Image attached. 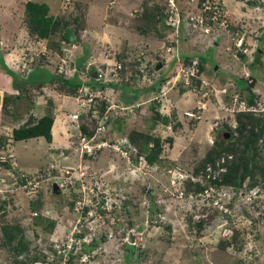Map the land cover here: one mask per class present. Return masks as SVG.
<instances>
[{"label": "rangeland", "instance_id": "obj_1", "mask_svg": "<svg viewBox=\"0 0 264 264\" xmlns=\"http://www.w3.org/2000/svg\"><path fill=\"white\" fill-rule=\"evenodd\" d=\"M26 1L0 0V94L2 99L11 97L6 109L0 105V141L4 142L0 160L11 163L9 168L0 166V225L8 222L18 226L27 251L38 260L33 264L67 262L64 257L57 258L66 244L69 249L76 244L79 250L73 264H264V191L254 188L242 195L230 187L215 189L208 185L204 193L196 194L184 184L190 177L186 171L198 164L215 134L229 138L224 124L235 125L233 117L243 101L239 95L242 97L245 89L244 82L235 78L245 72L255 78L250 87L258 95L255 111L264 112V39L260 41L264 35V0H221L227 23L235 29L218 20L211 33L188 18L197 12V0H178L185 17L175 23L173 31L167 28L162 37L150 29L142 33L137 26H145L142 4L162 7L165 0H78L86 5L84 29L79 41L66 50L69 60L87 48L85 64L89 69L93 66L91 74L99 70L105 82L121 84L124 82L117 76L119 55L128 56L134 62L129 72L136 77L125 82L139 88L160 77V70L171 67L172 76L162 84L157 106L161 114L175 116L181 127L174 131L170 124L158 123L156 132L164 139L173 136L174 141L164 142L161 159L155 165L142 157L132 161L134 148L122 155L103 149L81 158L77 146L79 115L75 118L74 114L86 110H81L86 106L83 97L94 94L97 86L84 85L90 74L89 69L82 71L84 66L78 73L84 83L75 88L74 96L56 90L60 81L30 86L35 75L28 68L43 66L61 73L66 64L70 70L63 76L69 78L75 62L69 64L64 57L61 60V50H50L41 43L27 52L20 51L28 68L20 67L9 48L15 44ZM32 1L46 3L49 14L55 16L67 15L71 4V0ZM159 26L165 29L166 25ZM170 43L173 49H168ZM176 44V52L206 55L199 83H190L183 67L169 65L176 56ZM39 50L47 63L34 56L41 53ZM255 53L259 63H254ZM7 67L15 78H24L20 86L26 90L25 95L17 94L20 89L14 88ZM201 84L207 87L203 98ZM119 91L107 86L103 93L99 89L96 94L95 103L105 100L113 104L105 113L115 120L109 128L106 126L109 133L105 138H99L105 132L97 135L100 140L123 138L128 142L126 135L132 128L145 129L147 113L116 121L127 112L119 102ZM196 106L204 111H198L200 118L194 121L186 112ZM47 112L54 118L51 141L42 136L21 141L11 138L12 128L25 123L29 115L38 118ZM262 157L264 164V151ZM24 176L26 181H37L39 187L23 182ZM194 182L205 184L202 176ZM55 185L60 188L58 196L53 193ZM232 200L235 203L227 205ZM215 209L221 211L220 215ZM50 219L55 226L49 230ZM200 219L204 225L197 233L192 227ZM235 231L238 249L227 245ZM1 241L0 231V264H16ZM86 243L93 245L87 248ZM31 257H25L27 262Z\"/></svg>", "mask_w": 264, "mask_h": 264}, {"label": "trees", "instance_id": "obj_2", "mask_svg": "<svg viewBox=\"0 0 264 264\" xmlns=\"http://www.w3.org/2000/svg\"><path fill=\"white\" fill-rule=\"evenodd\" d=\"M71 1L69 2V4H71L69 6V10H67V15L62 16L49 14V7L44 2H36L32 0H27L25 2L23 17L21 20V27L17 32L14 44L15 47H18L17 55L15 54V52H13L14 56L17 59L25 58H21L20 51L25 50L27 52L29 48L37 46L41 43H45V47H49L50 50H61L60 52L62 54V57H66L67 48L79 41L78 38L80 36V31L84 29L85 18L86 5L82 4L78 0H73L72 2ZM202 1L203 0H197V5L201 7ZM212 5L215 6V4L213 3ZM220 5L221 1L217 3V6L221 7ZM179 8L180 10H183L182 7ZM140 11L141 18L144 21L146 27L144 26L143 28V24H138L137 27L139 28V30L142 33H144L148 29L154 30L158 37H162L168 28L167 26H165V29H163L161 28V26H159L160 23L161 25H166L165 22L168 16L166 5L160 7L155 4L148 7L147 5L142 4L140 6ZM203 15V25L209 27L211 33L212 27L217 22L216 20L212 19L213 9L206 10ZM226 20H228V16L226 17ZM228 26L232 30L235 29L233 26H231L230 23L228 24ZM262 39H264V35L261 36L260 41H262ZM39 52H41V61L46 62V56L45 54H43L44 52L42 53L41 50H39ZM82 53L83 54L74 56L73 60L70 62V64H73L75 62L74 66L72 67V69L74 70V74H72L71 77L66 78L65 76H63V73H66L70 70V68L67 66L65 67L64 71H60L61 73L54 71L51 72L47 69V67L38 66L32 69V72L35 76H33V79H31L33 83H31L30 86H40L47 83L53 84V81H60L61 84L56 90L64 91L67 95L74 96L76 90L81 86V84L84 83L81 82V78L80 76H78V73H80L79 70L84 66L82 71L84 69H86L85 71H87L90 67L88 66V63L85 64L88 61V49H82ZM240 56L243 57V53H240ZM119 57L120 61L117 67V76L121 79H119V81L124 83H114L113 81L105 82L103 74H101L99 70H96L93 72V74H91V71L93 69V66H91L88 71L90 72L88 80L84 85L89 86L90 84H92V82H94L103 90H106L107 86H112V88L120 90L119 102L120 104H123L122 106L125 107L123 108V110L127 109V112H125V115H123L122 117L119 116L116 119V121L118 122H120L122 119L132 120L134 119L136 113H147V118H145V129L139 130L132 128L126 136L130 145L134 148V150H136L135 154L132 155V161L137 162L138 157H142L150 165L158 164L161 159L164 142L166 141L169 144H172V142L174 141L173 136H167L164 139L156 132L155 128H157L158 123L166 126H169L170 124L172 126V130L174 131H176L178 127H181V123L176 119L175 116L161 114L157 106V103L160 102V88L162 84H164L165 81H167L172 76L170 75L169 70L171 67L160 70V77L151 79L150 82L145 84L142 88H139L129 83V81L125 82V80L127 79H129L130 82L132 80H135V73H130L131 71L129 72V68L134 65V62H131L128 56L119 55ZM25 60L27 61L26 58ZM205 60L206 55L200 53H187L181 50L180 52H178L177 57H173L169 65H179L187 70H190L191 67L196 66L198 68V72H203V65L205 64ZM194 61H196L195 64L193 63ZM259 61L260 58L258 53H255L254 63H259ZM74 67L77 70H75ZM150 71L153 72L155 71V69L152 67ZM156 71L158 70L156 69ZM7 72L12 77L14 88L16 89V86H18L20 89L19 93L17 94L25 95L24 92L26 90L23 89L22 86H20L22 85L21 81L24 78H19V76L18 78H15L14 72L9 70L8 67ZM110 73H112V71H110ZM191 80L193 82L199 83V81L195 80V78H192ZM235 81H239V78H235ZM243 87H245V89L243 90L242 97L241 94L239 95V97L245 101L248 107L256 106L258 95L252 89H250V86L246 85V82H244ZM182 91H184V89ZM201 91V97L203 98L206 95L204 92L207 91V87H203ZM245 93H247L246 96ZM9 101H11V97H3L1 104L4 109L9 106ZM147 103L148 106L146 107L147 109L145 108L147 110L146 111L143 110V108ZM107 106L108 103L105 102V100L97 102L94 105L88 104L86 110L79 115L77 121L81 134L91 136L94 133L95 128L98 124V118L92 116L93 110L96 109L98 114L102 115ZM118 107L121 108V106ZM141 109L143 110V112ZM203 109L204 108H202L201 106H196L195 110L186 112V115H188L191 120H199L200 113L204 111ZM198 111H200L199 114L197 113ZM86 119L88 120L86 121ZM105 120L108 128L109 125L115 121L109 116L105 118ZM233 120L235 122L234 126L229 123H225L223 128L224 130H226V132L229 133V138H226V136L223 138L222 136H220V134L216 133L213 143L208 146L202 158H200V160L198 159V164L194 166L190 172L186 171V173H188L190 176L184 182L187 190H191L196 194H202L204 193L203 191H205L206 187H208V185H211L215 189L221 187H230L234 192H238L242 195L254 188H257L261 193L262 191H264V164L262 157V152L264 151V112L258 113L255 110H240L235 112ZM53 123L54 118L48 112L43 113L38 118H34L32 115H29L25 123L21 124L18 127L12 128L11 138L14 141H21L42 136L47 141H51V129ZM107 133L109 132L100 134L99 138H105L107 136ZM2 143L4 142L0 141V145H3ZM195 156H197V154ZM3 165L4 167L9 168L11 163L1 159L0 166ZM199 176H202L205 184H197L196 182H194V180L198 179ZM24 178L25 180L23 182L26 181L25 176ZM233 203L235 202L232 200L227 205H232ZM215 213L216 215H220L221 211L215 209ZM223 214L227 219H230L229 215L226 212H223ZM203 225L204 223L202 219H200L195 222L192 228L196 229L197 233H199L200 229L203 228ZM54 226V220L50 219L47 221V228L49 230ZM0 231L2 246L10 250V253L12 254L11 258L13 259L14 263L29 264L30 262V264H33L38 262V260H35L34 254L27 251L23 237L19 236L18 234L20 232L17 225L3 222L0 225ZM236 236L237 231H235L233 235V240L231 242H228L227 245L237 248L238 241ZM91 245L93 244L89 245L86 243L85 247L88 248L89 246L91 247ZM26 256H32L31 258H29L28 262V258H25ZM76 259V256L71 257L67 263L73 264L74 262H76Z\"/></svg>", "mask_w": 264, "mask_h": 264}, {"label": "built area", "instance_id": "obj_3", "mask_svg": "<svg viewBox=\"0 0 264 264\" xmlns=\"http://www.w3.org/2000/svg\"><path fill=\"white\" fill-rule=\"evenodd\" d=\"M188 1H194V0H188ZM221 0H203L201 2V7L197 5V12H194L195 15L193 17H188L190 21H192L194 24H204V12H206V10L208 9H213V15H212V19L213 20H221L220 24L221 25H226L227 20H226V15L223 13V10H221L222 8H220L219 6H217V3L220 2ZM210 2V3H208ZM215 4V6L212 5ZM165 5L167 7L168 10V16L166 18V26L168 27V29H170L171 31H173L174 27H176L175 23H180L181 21H183V18L185 17V12L183 10H180L179 7H181L178 4V0H165ZM215 9V12H214ZM187 17H186V22H187ZM203 29L205 32L209 31V27L204 26L203 25ZM168 49H173V43L168 44ZM178 46L176 44V48L173 51L174 55H176V57L178 56V52H176L178 50ZM194 64L196 63V61L193 62ZM184 69V68H183ZM197 72H198V68L196 66L191 67L190 70L184 69V75L189 77V76H197ZM246 77L249 78V75L246 74ZM95 96V94H92L90 96L87 97L86 101H92L93 97ZM243 110L245 109L244 105H242L241 107ZM264 109V106H263ZM252 110V109H251ZM74 117H76V115H74ZM104 132V127L103 125H98L94 131V133L91 136H86L81 134V132L79 131L78 133V151H79V155L82 157H85V155H89L92 154L96 151H100L103 149H107L110 152H119L121 155L125 154L130 148H133L129 141L125 142L124 140H122L123 138H120L118 140H106V139H98L97 135ZM28 183L29 186H31L32 188H38L39 184L38 182H32V181H26ZM36 214V213H34ZM70 249L66 247V249H63V257L64 259H68L69 256V252ZM72 255H76V250H73ZM63 264H67L66 260Z\"/></svg>", "mask_w": 264, "mask_h": 264}, {"label": "clouds", "instance_id": "obj_4", "mask_svg": "<svg viewBox=\"0 0 264 264\" xmlns=\"http://www.w3.org/2000/svg\"><path fill=\"white\" fill-rule=\"evenodd\" d=\"M67 7V6H66ZM14 45V44H13ZM13 45H12V47L11 48H9V50L13 53V52H15V54L17 55V53H18V47H15L14 46V49H12L13 48ZM13 55H14V53H13ZM34 56H40V54H38V55H34ZM70 55L69 54H67L66 55V57H64L66 60V62H71V60H69V59H71L70 57H69ZM173 57H176V56H173ZM26 58V57H25ZM25 58L24 59H17L18 60V63H19V65H20V67L22 68V67H25V68H28V66H27V63H26V60H25ZM68 58V59H67ZM61 60H63V57H62V59ZM69 60V61H68ZM68 64V63H67ZM70 64V63H69ZM69 67V65H66L65 64V67ZM65 67L61 70V71H64V69H65ZM59 68V67H58ZM70 68V67H69ZM61 69V68H60ZM29 70H31L32 71V69L31 68H28V71ZM23 73H25V71L23 72ZM246 74H248L247 72H245L243 75H242V77L241 78H239V81L241 82V81H243V82H246L247 83V85L248 86H250V87H252V86H254V84H255V82H256V80H255V78L252 76V75H250V74H248L249 75V78H247L246 77ZM200 76H202V72H198L197 73V76H190V83H191V79L192 78H195L196 80H198V81H201V77ZM96 81V80H95ZM189 83V84H190ZM92 84H95L94 82H92ZM189 84H187V85H189ZM91 85V84H90ZM89 85V86H90ZM186 85V84H185ZM97 86V85H96ZM203 86H202V84H201V88H202ZM97 89L99 90H101L102 91V93H103V89L102 88H100L99 86H97ZM98 90H96L95 91V96L93 97V100L92 101H86V106L83 108V106H82V108H81V110H84L85 108H87V106H88V104H91V105H94L95 104V101H96V98H97V96H96V94L98 93ZM87 97L88 96H84L83 98H86L87 99ZM238 99V98H237ZM237 99L236 98H234V100L235 101H237ZM244 101V100H243ZM242 101V105H244V107H245V109L244 110H255V106H247L246 105V103L245 102H243ZM105 102H107V101H105ZM2 103V102H1ZM108 103V102H107ZM81 105V104H80ZM111 105H113V104H109L108 103V106L106 107V109L107 108H109ZM242 107V106H241ZM240 107V108H241ZM117 108H119L118 106H117ZM106 109L104 110V113L102 114V115H99L98 114V112H97V110L95 109V110H93V114H92V116H94L95 118H98V124H97V126L98 125H103V127H104V132H105V130H106V120H105V118H107L108 116H107V113H105V111H106ZM262 109H263V107H262ZM236 110H238V111H244L242 108L241 109H236ZM264 110V109H263ZM82 112H80L79 114H74V115H76V117L75 118H77L78 117V115H80ZM96 126V127H97ZM108 128V127H107ZM96 129V128H95ZM251 191V190H250ZM36 213V212H35ZM35 215H37V213L35 214ZM81 234H79V236H80ZM65 246V248H62V253L57 257V258H61L62 259V257H63V249H66V247H67V244L66 245H64ZM73 250H76V255H72V251ZM69 253V256H68V260L71 258V257H78L79 256V250L77 249V246H76V244L74 245V246H72L71 248H70V251L68 252ZM68 260H67V262H68ZM66 262V263H67ZM41 264H43L42 262H40ZM45 264V263H44ZM68 264V263H67Z\"/></svg>", "mask_w": 264, "mask_h": 264}, {"label": "flooded vegetation", "instance_id": "obj_5", "mask_svg": "<svg viewBox=\"0 0 264 264\" xmlns=\"http://www.w3.org/2000/svg\"><path fill=\"white\" fill-rule=\"evenodd\" d=\"M215 69H216V68H215ZM54 187H55V189H54L53 191H55V192H53V193H55L54 195L58 196V193H59L60 188H58L57 185H55ZM56 191H57L58 193H57Z\"/></svg>", "mask_w": 264, "mask_h": 264}, {"label": "water", "instance_id": "obj_6", "mask_svg": "<svg viewBox=\"0 0 264 264\" xmlns=\"http://www.w3.org/2000/svg\"><path fill=\"white\" fill-rule=\"evenodd\" d=\"M1 102H2V95L0 94V105H1ZM228 135H226V138H227Z\"/></svg>", "mask_w": 264, "mask_h": 264}, {"label": "crops", "instance_id": "obj_7", "mask_svg": "<svg viewBox=\"0 0 264 264\" xmlns=\"http://www.w3.org/2000/svg\"><path fill=\"white\" fill-rule=\"evenodd\" d=\"M6 57V59H7V56H5ZM8 60V59H7Z\"/></svg>", "mask_w": 264, "mask_h": 264}]
</instances>
